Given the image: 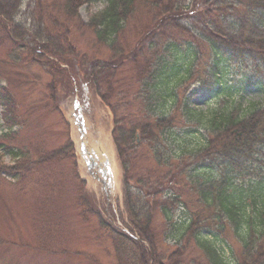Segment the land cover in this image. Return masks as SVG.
Masks as SVG:
<instances>
[{
  "label": "trees",
  "instance_id": "obj_1",
  "mask_svg": "<svg viewBox=\"0 0 264 264\" xmlns=\"http://www.w3.org/2000/svg\"><path fill=\"white\" fill-rule=\"evenodd\" d=\"M97 1L0 0V51L7 52L0 56L6 128L0 131V177L13 182L34 177L35 185L44 183L40 189L49 214L52 201L65 196L72 184L79 219L91 223L94 218L82 196L85 182L77 173L70 132L58 145L29 134L49 111L67 125L57 104L60 87L72 81L64 77L66 64L114 113L113 137L133 226L126 233L97 215L102 230L96 239L103 251L115 254V264H193L195 248L208 264H264V100L248 105L222 100L198 112L181 103L180 94V86L195 74L192 60L201 57L205 45L211 61L208 78L198 80L201 90L232 97L224 69L242 61L255 69L264 96V0H202L205 11L192 17L187 5L199 0H102L105 7L83 21L80 8ZM25 2L29 17L23 22ZM142 15L148 20L137 25ZM86 35L94 37L93 54L76 44ZM104 48L109 56L102 54ZM186 55L190 66L179 83ZM11 63L24 68L4 74L1 67ZM33 67L52 78L44 92ZM127 68L132 81L121 76ZM245 79L243 87L252 85L251 78ZM133 105L135 111L127 112ZM4 156L12 163H3ZM189 160L194 167L187 166ZM59 165L62 178L57 179L52 172ZM231 232L238 250L228 262L222 245L232 251ZM172 241V252L164 250ZM56 246L63 248L54 253L71 264H111L68 242Z\"/></svg>",
  "mask_w": 264,
  "mask_h": 264
},
{
  "label": "rangeland",
  "instance_id": "obj_2",
  "mask_svg": "<svg viewBox=\"0 0 264 264\" xmlns=\"http://www.w3.org/2000/svg\"><path fill=\"white\" fill-rule=\"evenodd\" d=\"M25 3L23 8L25 11H22V15L19 18L23 22L29 17L27 2ZM187 6H189L187 11L191 17L195 13L202 14L207 7L202 0L197 2V7L193 1H189ZM104 7L105 2L102 0H98L92 7L85 4V6H82L79 10L82 20L87 21L91 14ZM147 20V17L142 15L137 25L145 24ZM130 36L131 34L129 38ZM88 38L89 35L83 38L79 36L76 39V44H78L82 52L93 54L92 41L94 37L92 39ZM202 49L201 57L195 62L192 60L191 67L192 71L195 73L193 78L187 81L186 84L180 86L181 103L187 101L192 109L199 112L219 106L222 100L231 101L234 99L236 102L243 105H248L253 101L258 102L264 100L262 91L256 86L255 69H251V65H245L242 61L239 63L231 61L224 69L223 80L226 81L228 87L234 91L232 92V97L220 96L219 98V96H213L201 90L198 80L208 78L209 72L207 71V67L211 61L207 47L204 45ZM101 52L106 56L110 54L106 48ZM3 53L7 54L5 50H3V52L0 51L1 57ZM187 57L186 55L181 63L183 69L181 70V75H179V83L183 79L181 76L184 75L185 68L190 66V60L188 59L187 62ZM65 66L68 68V71L64 77L66 80H68V77H71L72 81L70 83H65L66 86L62 85L60 87L61 90L57 97V104L63 119L71 125L67 126L66 123L61 120L58 113L49 111L46 115H42L35 121V124L30 128L29 134L35 139H41L46 144L58 145V143L62 144L67 140V136L70 132L73 141L80 148V144L87 138L90 130L94 129L96 124H102L106 127L108 132L107 136L109 137L111 133L110 128H113L115 125L112 108L105 105L102 98L97 95L92 86L85 85L81 78L74 75L73 68L70 70L69 65L65 64L64 67ZM16 68L22 69L24 66L21 68L18 64L11 63L1 67L4 74L8 70ZM77 68L76 66L75 69L77 70ZM28 69L29 68H27L26 71H28ZM32 72H34L35 79H37L40 89L44 92L43 86L45 83L51 81V76L37 67H33ZM133 75L134 74L130 72L129 68L123 70L121 73V76H125L127 79L131 77V81L133 80ZM256 76L259 77L258 74ZM245 78H251L253 81L252 85L243 87L242 84L246 81ZM135 90V92H137V86ZM238 91H240L239 94ZM136 108L137 107L133 105L126 111L133 113ZM1 112L2 109L0 108V131H6L4 124L2 125ZM183 125H185L184 117ZM79 153L77 170L87 182L83 186L82 196L89 202V206L93 208L92 211H95L94 218H90L91 223H86V220H81L78 217L76 211L78 192L74 191L72 184L68 186L65 196H62L61 199L56 201H52L54 207H51L53 210L49 214L47 210H44L48 208L45 202L49 203V201L44 200V191L40 189V186L44 183L38 182V184L35 185L34 177L27 178L26 181L20 182H16L17 180L14 182L12 180L9 181L4 175L0 177V240L6 242V245L0 244V264H71L65 258L62 259L60 255L54 253L56 250L61 251L63 247L56 246V244L63 243V241L72 244V246H76L79 250L97 255L106 263H116L115 254L103 251L98 244L100 241L96 239V236L100 235V230L102 229L99 227V218L96 216L99 215L102 221L110 227L120 228L125 230L126 233L131 232L130 227L133 225L128 216L125 203V173L122 172L119 164L117 182L114 179L113 187L107 185L91 175L92 167L85 164L82 153ZM2 161L5 164L12 163L10 157L7 156H4ZM192 165L193 162L189 160L187 166L189 168L194 167ZM61 168V165L56 166L52 172L57 179L60 177L62 178V176H60ZM53 175L49 177L55 178ZM52 183L53 181L50 182V184ZM115 183L117 186H115ZM58 211L60 214L57 218V214L55 213ZM55 219L61 221L60 226H56L57 222ZM182 219H184L183 214L180 217V220ZM95 240L97 241L95 242ZM9 242L17 245H11ZM104 242H106V240H104L103 243ZM227 242L231 244L232 251L226 244L222 245L224 247V256H226L228 262L234 261L236 257L234 256V250L235 252L238 250L235 234L232 232L229 233ZM19 244L23 245L20 246ZM217 244L221 245L219 241H217ZM173 245L174 241H172V243L168 242L166 248L164 246L163 248H165L164 250L172 252L174 249ZM26 246H28L29 249H27ZM107 253L108 255L106 256ZM195 258L196 262L193 264H208L206 257L201 255L200 251L196 248Z\"/></svg>",
  "mask_w": 264,
  "mask_h": 264
},
{
  "label": "bare ground",
  "instance_id": "obj_3",
  "mask_svg": "<svg viewBox=\"0 0 264 264\" xmlns=\"http://www.w3.org/2000/svg\"><path fill=\"white\" fill-rule=\"evenodd\" d=\"M91 137L90 138L88 137V139L86 138L85 142L88 143L87 145L83 144L86 153H89L91 156V158L89 157L87 161H90V164H93V165L95 164V167H93L92 169L91 175H93L95 178L103 182L105 181L107 185H110L113 187L115 178L117 182L116 176L118 175L117 174L118 169H117V164L115 163L114 158H113V152L110 150V148L108 151L106 148V143L104 144V141L107 143H110V142L107 140L106 133L102 131L98 132L95 135V138H92V140H91ZM110 152L112 156L108 157V154ZM107 173L111 174V176H109L111 177L110 181L107 178V175H108ZM115 186H117L116 183H115Z\"/></svg>",
  "mask_w": 264,
  "mask_h": 264
}]
</instances>
